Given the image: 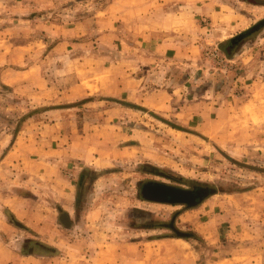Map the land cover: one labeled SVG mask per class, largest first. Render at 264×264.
Here are the masks:
<instances>
[{
  "label": "rangeland",
  "instance_id": "obj_1",
  "mask_svg": "<svg viewBox=\"0 0 264 264\" xmlns=\"http://www.w3.org/2000/svg\"><path fill=\"white\" fill-rule=\"evenodd\" d=\"M138 1L0 0V264H264V0Z\"/></svg>",
  "mask_w": 264,
  "mask_h": 264
},
{
  "label": "crops",
  "instance_id": "obj_2",
  "mask_svg": "<svg viewBox=\"0 0 264 264\" xmlns=\"http://www.w3.org/2000/svg\"><path fill=\"white\" fill-rule=\"evenodd\" d=\"M198 1L199 0H188L186 2L185 1L181 2L182 4H184V2L188 3V7L184 5L182 6L183 14L187 15L186 19L188 21V24L186 25V28L188 30L189 29L194 30L192 26L193 24L190 25V19L188 17L189 16L194 17V15L196 14L195 12L198 11V7L196 6V3ZM159 5L162 6L163 10H160L158 15L156 16L153 15V18H152L151 13H153L155 11L154 9L157 8ZM131 8L132 9L134 8L135 10L134 13H141L142 12L141 10H144V8L146 9L147 12H149V15H151V18H149V23L147 22L146 24L147 30L159 32V34L154 33L153 35H157L159 39L160 38L162 39L163 41L162 43L165 45L164 52L168 60L171 61V59L177 58L179 56V20H181V18L179 19V0H164V2H159V0H147L144 7L141 4V1H138L136 5L131 6ZM184 10H186L187 12H184ZM158 17H159V21L157 20ZM144 19H146L147 21L148 18H144ZM154 19H156L157 22H155ZM181 29H185V27L181 25ZM191 47H194V46L191 45ZM128 82L129 83L133 82L134 84L135 81L132 78H129ZM146 106H150L149 108L151 109L157 108V105H154V106L146 105ZM177 118H179V114H177ZM65 186H67V189H69L70 191L71 186L70 185L69 186L65 185Z\"/></svg>",
  "mask_w": 264,
  "mask_h": 264
},
{
  "label": "trees",
  "instance_id": "obj_3",
  "mask_svg": "<svg viewBox=\"0 0 264 264\" xmlns=\"http://www.w3.org/2000/svg\"><path fill=\"white\" fill-rule=\"evenodd\" d=\"M202 189L206 190L207 194L214 191L213 189H209L208 187H194L193 189L189 190L154 181L148 182L143 185L142 193L144 192L143 197L151 202L195 206L199 204L205 197L196 196V193Z\"/></svg>",
  "mask_w": 264,
  "mask_h": 264
},
{
  "label": "water",
  "instance_id": "obj_4",
  "mask_svg": "<svg viewBox=\"0 0 264 264\" xmlns=\"http://www.w3.org/2000/svg\"><path fill=\"white\" fill-rule=\"evenodd\" d=\"M262 26H264V19H262V20H260L259 22H257L255 25H253V27H251L250 29H248V30H246V31H244L239 37H242V36H244V35H248V34H250V33H252V32H254V31H256L258 28H260V27H262ZM207 194V192H206V190H199L197 193H196V196H199V197H201V196H205ZM158 201V200H157ZM160 201V200H159ZM61 219H62V221L64 222V223H67L66 221H67V216L66 215H63L62 217H61ZM64 219V220H63ZM177 233V235L179 236V237H184L185 236V234H183V233H179V232H176Z\"/></svg>",
  "mask_w": 264,
  "mask_h": 264
},
{
  "label": "flooded vegetation",
  "instance_id": "obj_5",
  "mask_svg": "<svg viewBox=\"0 0 264 264\" xmlns=\"http://www.w3.org/2000/svg\"><path fill=\"white\" fill-rule=\"evenodd\" d=\"M240 38H241V37H238V39H240ZM238 39H235V40L233 41V43L236 42Z\"/></svg>",
  "mask_w": 264,
  "mask_h": 264
}]
</instances>
